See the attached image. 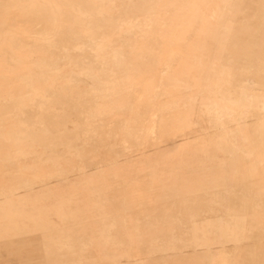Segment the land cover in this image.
<instances>
[{"label": "rangeland", "instance_id": "rangeland-1", "mask_svg": "<svg viewBox=\"0 0 264 264\" xmlns=\"http://www.w3.org/2000/svg\"><path fill=\"white\" fill-rule=\"evenodd\" d=\"M51 1L0 0V205L45 187L35 208L17 200L0 209V262L182 264L194 225L224 223L247 228L240 264H264L255 142H264V93L251 109L254 95L244 92L245 84L264 90V35L254 33H264V6L221 2L220 20L230 22L219 31L232 32L221 35L171 14L174 6L194 13L187 0ZM184 20L193 28L185 40L174 31ZM188 41L202 47L168 54V43ZM35 57L45 67L34 78L3 81L4 64ZM221 73L220 89L230 85L234 97L214 93ZM79 173L61 190L46 187ZM167 175L171 187L159 180Z\"/></svg>", "mask_w": 264, "mask_h": 264}, {"label": "crops", "instance_id": "crops-1", "mask_svg": "<svg viewBox=\"0 0 264 264\" xmlns=\"http://www.w3.org/2000/svg\"><path fill=\"white\" fill-rule=\"evenodd\" d=\"M48 3H51L52 1L50 0H46ZM213 1V0H211ZM215 4H214V8L215 9H211V7L208 4V0H187L186 3V7L190 8V9H195L196 11H194V13L189 12L188 10L180 13L178 11V7L174 6L173 8H170L171 14L173 15H184V16H195L198 17V29L199 31L202 32H208V33H220L222 34H226V35H232L231 31H219V22L223 23V24H227L230 22V19H224V20H220L222 18V16H220V11H221V2L226 4V5H232L233 0H215ZM252 2L251 0H247ZM246 0H243V3H245ZM52 4V3H51ZM94 2L91 3V5H93ZM81 6V3L78 4V9ZM81 14H83L81 12ZM213 18H218V20L215 21L213 20ZM100 17H96L94 19H91L90 21V25H97V23L99 22ZM186 22H190L189 20H184L181 25L183 24V27L179 26L177 29H175L174 31L177 34L178 39L183 38L184 40L187 39V34L186 33H190L192 31V25L189 24H185ZM251 21H247V24H250ZM249 26V25H247ZM60 28V27H59ZM250 28V26H249ZM74 29V35L75 37H80L81 34L79 33V30L76 29V27H73ZM255 34L257 35H264L263 32H259V31H254ZM114 43L112 42V40L109 41V44L107 45V47H112L113 48ZM22 47V46H21ZM104 47V46H103ZM202 47V43L201 42H186L185 45L183 46H179V45H175V43H168V54L173 56L172 58H179L177 49L178 48H193V49H199ZM117 49V48H116ZM120 53L119 50H115L114 54L117 56ZM102 59H106V61H110L111 58H109L108 56H104L101 57ZM181 59V57L179 58ZM186 61H184V63L189 64V58L185 57ZM44 60V59H43ZM32 61L34 63H28L25 62L23 64H20L18 67H11L9 65H5L4 64V70H3V81L6 79H12L15 78L17 80H24V79H32L36 76V74L38 73L39 70L44 69L45 65L43 64V61L41 58H32ZM2 64V63H0ZM168 77H170V79L173 80H177L178 77L174 76L172 74H167ZM224 79V74L221 73L217 76V79L212 81V87H213V91L214 93H216L215 89H217V94L218 97H221L223 99H228L229 97H234L235 96V92L234 90H229L228 88H230V85L228 86H223L222 89H220V82ZM14 81V80H13ZM9 83L4 82L3 87L6 88V86H8ZM10 87H12L10 85ZM14 88L7 91L8 95H12L14 93V95H18V89H21V85H15L13 86ZM232 87V86H231ZM246 87V88H245ZM233 88V87H232ZM250 88V89H249ZM234 89V88H233ZM249 91H248V90ZM244 92L246 96V99H248V96L251 97V95H254V101L252 104H254L253 108L251 109H257V104L258 102V96L262 93H264V90L261 88H257V87H253L252 85H244ZM215 96L210 97L211 99H213L212 101H214V99L216 98ZM263 95V94H262ZM12 98V96L10 97ZM205 99V98H204ZM16 104H21L23 101L22 100H15ZM207 102V101H206ZM101 109V108H100ZM99 109V111H100ZM247 109V108H246ZM175 115H180L179 112H175ZM244 117H247L249 115H243ZM256 116V115H255ZM261 123L258 126V132H261L262 129H264V118L260 117ZM263 137H260L258 140H256V147H260V154H258L257 156V160L259 162L264 163V142L261 143ZM264 141V140H263ZM148 158H150L151 160L155 159L151 156V154L147 155ZM94 177V175H90L87 178H84L85 180H92V178ZM81 179H83V173H79L75 176H68L65 175L64 180L56 183V184H50L49 186H46L47 188L49 187L50 189H54V190H61L64 187H66L67 185L76 183L81 181ZM161 182H164L165 185L167 187H171L173 185V183L175 182V180L170 177V176H165L161 179H159ZM192 183H194L191 180ZM45 191V187L43 189H37L31 192H26V193H16L14 192L13 194H16L15 197L13 195V197L9 198L7 201H5L2 205H0V209H3L5 207L6 204H12V203H17L16 201H23V202H34L33 204V208H35L40 202L39 199L41 198L43 192ZM86 192V191H82L81 193ZM58 196V195H57ZM64 196V195H62ZM65 197V196H64ZM50 221H55L54 219H50ZM204 221V220H201ZM201 221H195L196 223L201 222ZM193 231L192 237H195V239L193 238V244L191 247L186 248L185 250H183L181 252V256L183 258L182 260V264H240L239 261V257L242 254V247H240V241H242L245 238V231L247 230V228L245 227V229L243 227L237 228L234 226H229L226 225L224 223H221L219 227L217 228H212V227H207V226H198V225H194L193 228L191 229ZM138 263H142V264H146L149 259L148 258H138L135 260ZM153 263V262H152ZM0 264H4L1 263Z\"/></svg>", "mask_w": 264, "mask_h": 264}, {"label": "bare ground", "instance_id": "bare-ground-1", "mask_svg": "<svg viewBox=\"0 0 264 264\" xmlns=\"http://www.w3.org/2000/svg\"><path fill=\"white\" fill-rule=\"evenodd\" d=\"M252 2H250V1H247L246 0V2L245 3H243L244 5L246 4V6H248V8H252V7H255V6H264V4L262 3L264 0H251ZM244 9H246V7L244 8ZM240 11H238V13L237 14H240V15H244V13H243V9H239ZM248 11V10H247ZM252 11V10H251ZM250 11V12H251ZM245 12V11H244ZM253 13V12H252ZM249 14V16H250V13H247V15ZM226 15V14H225ZM245 15H246V13H245ZM248 16V17H249ZM243 18V17H242ZM244 18H247V16L246 17H244ZM252 18V17H251ZM249 19H250V17H249ZM252 24V23H251ZM240 26H242V25H240ZM251 27V26H250ZM237 28V27H236ZM259 28H260V26H259ZM233 30V29H232ZM257 30V29H256ZM241 31H243V30H241ZM251 31V30H250ZM255 31V30H254ZM258 31V30H257ZM246 88V87H245ZM260 96V95H259ZM233 97V96H232Z\"/></svg>", "mask_w": 264, "mask_h": 264}]
</instances>
